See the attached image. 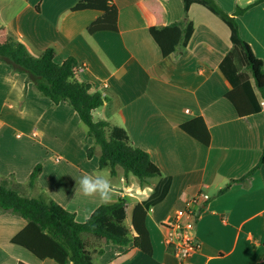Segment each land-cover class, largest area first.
I'll list each match as a JSON object with an SVG mask.
<instances>
[{
  "label": "crops",
  "instance_id": "0c3cea01",
  "mask_svg": "<svg viewBox=\"0 0 264 264\" xmlns=\"http://www.w3.org/2000/svg\"><path fill=\"white\" fill-rule=\"evenodd\" d=\"M78 1L0 0V28L33 57L52 48L56 64L74 58L76 78L105 99L92 112L93 119L122 128L132 145L148 154L161 177L140 187L133 176L125 180L121 169L115 176L99 169L96 150L87 155L94 141L73 108L66 103L54 105L37 92L28 74L13 72L1 60L0 176H13L17 183L26 184L41 164L35 186L26 189V195L52 200L74 214L78 223L104 204L99 197L79 192L78 181L85 173L109 176L114 194L108 204L126 199L129 226L135 206L148 200L157 187L163 197L144 220L150 255L85 234L82 239L93 264H180L173 247L164 242L162 225L199 194L207 200L195 207V236L201 250L191 264L260 262L264 258V165L244 183H232L218 194L248 174L264 153V100L241 64L239 51L232 53L227 26L193 4L188 10L193 32L186 48L163 57L137 10L139 0H106L117 10V30L93 34L87 27L101 12L67 13ZM159 1L166 26L184 20L182 0ZM253 1L245 0L240 6V0H229L233 9L224 12L232 15L236 6ZM237 20L241 38L264 63V2ZM227 94L243 111L252 109L249 101L253 100L261 110L240 116ZM187 123L207 145L181 129ZM25 226L18 216L0 215V264H57L11 243Z\"/></svg>",
  "mask_w": 264,
  "mask_h": 264
},
{
  "label": "trees",
  "instance_id": "16d2710c",
  "mask_svg": "<svg viewBox=\"0 0 264 264\" xmlns=\"http://www.w3.org/2000/svg\"><path fill=\"white\" fill-rule=\"evenodd\" d=\"M182 1L184 20L168 26L165 25V11L159 0H139L136 5L161 55L167 57L181 53L186 48L193 32L192 24L188 20V10L193 4L200 5L219 17L227 26L232 53L239 51L241 64L250 72L264 100V63L253 55L241 38L237 20L251 7L264 0H254L245 7L236 6L232 15L224 12L215 0ZM84 10L101 12L87 27L88 34L117 30V10L106 0H79L67 13ZM0 60L9 64L13 72L28 74L33 79L37 92L54 105L66 103L73 108L86 126L87 136L94 141V147L87 150L88 157L96 147L100 150L99 169H107L111 176H115L121 169L125 180L133 176L140 187L148 185L151 179L161 177L159 169L152 163L148 154L134 147L122 128L93 119L92 112L101 107L105 99L100 94L91 93L89 83L76 78L77 62L74 58L69 57L61 64H56L52 48L46 49L39 57H33L22 43L14 41L4 28H0ZM221 66L223 68V65ZM226 97L233 103L240 116L261 110L260 105H256L253 100L252 103L249 101L252 109L243 111L231 94ZM191 128L190 123L181 126V129L194 139L207 145L197 129ZM261 165H264V153L248 174L231 181L218 194L227 191L232 183H244ZM40 172L41 164H37L26 184L17 183L13 176H0V215L8 213L26 222V226L11 239L12 244L25 248L39 259L49 258L57 264H93L91 253L82 239L85 234L104 243L132 246L150 255L151 245L144 220L147 211L163 197L157 187L148 200L135 206L131 226L126 223L124 198H117L111 204L99 206L88 219L78 223L74 214L52 200L26 195V189L35 186ZM257 264H264V258Z\"/></svg>",
  "mask_w": 264,
  "mask_h": 264
},
{
  "label": "built area",
  "instance_id": "2783aa9c",
  "mask_svg": "<svg viewBox=\"0 0 264 264\" xmlns=\"http://www.w3.org/2000/svg\"><path fill=\"white\" fill-rule=\"evenodd\" d=\"M207 196L199 194L188 200L185 206L175 211L173 218L163 223L164 242L172 246L180 264H191V259L201 250V244L195 236L198 214L195 211Z\"/></svg>",
  "mask_w": 264,
  "mask_h": 264
},
{
  "label": "clouds",
  "instance_id": "9594fccd",
  "mask_svg": "<svg viewBox=\"0 0 264 264\" xmlns=\"http://www.w3.org/2000/svg\"><path fill=\"white\" fill-rule=\"evenodd\" d=\"M78 184L79 192L85 197H99L104 204L113 199V183L103 172L85 173L79 178Z\"/></svg>",
  "mask_w": 264,
  "mask_h": 264
},
{
  "label": "rangeland",
  "instance_id": "374dc122",
  "mask_svg": "<svg viewBox=\"0 0 264 264\" xmlns=\"http://www.w3.org/2000/svg\"><path fill=\"white\" fill-rule=\"evenodd\" d=\"M215 2L219 5V7H220L223 11L233 9V7L231 6L232 3L229 2V0H220L219 3H218L217 1H215ZM239 3H240V4H238V5L243 6L244 3H245V0H240ZM95 150H96L95 152L99 154V152H100L99 148L96 147Z\"/></svg>",
  "mask_w": 264,
  "mask_h": 264
}]
</instances>
